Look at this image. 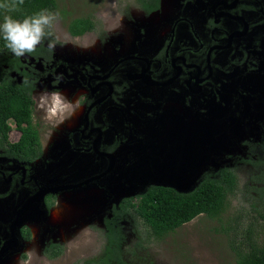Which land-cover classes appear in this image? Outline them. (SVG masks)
Segmentation results:
<instances>
[{"label":"rangeland","instance_id":"obj_1","mask_svg":"<svg viewBox=\"0 0 264 264\" xmlns=\"http://www.w3.org/2000/svg\"><path fill=\"white\" fill-rule=\"evenodd\" d=\"M51 13L57 14L51 30L58 41L53 49V61L48 66L41 61L29 62L35 64L38 71L47 72L34 93L33 120L49 158L41 171L49 169L48 175L56 177L74 170V163L62 170L69 163L68 155L74 153L68 147L58 146L55 140L66 142L70 137L68 126L78 125L83 114L82 99L86 89L84 82L78 79L75 64L90 60L97 63L106 60L111 64L119 54L135 50V43L140 39L145 38L144 44L151 45L155 29L165 27L168 31L170 22L179 15L188 13L195 18L196 7L192 0H163L161 10L147 16L134 0H56V8ZM80 17L92 18L95 28L91 33L73 38L67 26ZM199 30L195 27V31ZM251 41L256 46L250 45L248 40L249 44H240L238 49V56L243 59L247 58L246 53L251 55L249 62L237 61L239 57L236 63L220 61L225 67L233 65L228 74L220 69L224 90L219 89L215 95L208 93L205 102L197 106L194 112L197 123L188 130L181 148L171 151L170 142L153 146V139L160 138L161 129L158 122L150 121L165 112L159 113L156 104L141 99L135 105L139 113H135L145 125L136 126L131 122L129 130L124 131L123 149L127 151L131 145L146 148L149 141L146 151L131 160L128 171V158L122 156L114 171L113 167L106 170L101 185L60 191L47 216L29 214L30 218L22 220L20 226L27 223L31 228L30 242L20 241L15 225L8 224L9 211L2 210L9 203L0 200V264H87L86 260L102 252L106 243L104 218L112 216L113 207L119 204L115 203L122 197L135 196L155 185L187 192L201 177H214L224 167L230 168L237 177V188L225 213L216 219L200 215L159 240L150 236L139 218L129 215L122 223L127 249L125 259L140 264L145 261L236 264L232 246L242 241V232L250 224L262 230L264 244V228L258 219L264 202V182L259 172L264 156V70L260 68H264V40L253 38ZM43 43L47 47V41ZM243 49H246L244 55L240 52ZM250 69H261V72ZM17 77L21 81V76ZM54 82L57 84L53 85ZM57 90L62 95L53 105L47 94ZM78 100V109L73 111ZM143 112H147L144 119ZM140 118L136 119L137 123L141 122ZM134 127L148 133L151 140L138 134L142 132H134ZM11 128L10 137L17 140L18 133L12 124ZM146 159L149 163L144 164ZM83 173L84 179L96 174L92 166H87ZM51 239L64 247L55 259L42 252L43 245ZM137 242L141 243V248L135 246Z\"/></svg>","mask_w":264,"mask_h":264},{"label":"flooded vegetation","instance_id":"obj_2","mask_svg":"<svg viewBox=\"0 0 264 264\" xmlns=\"http://www.w3.org/2000/svg\"><path fill=\"white\" fill-rule=\"evenodd\" d=\"M134 1L144 15L149 16L161 10L163 0H158L159 8L149 14L143 9V4L152 9L156 7L155 0ZM192 3L196 7L197 19L191 18L188 13L179 15L170 22L168 31L165 24L162 26L164 28L155 29L151 45L144 44L145 38L140 39L135 43V50L119 54L111 64L106 60L102 63L90 60L84 64H75L78 79L84 82L86 91L82 99L84 108L80 123L68 126L70 137L66 142L55 140L61 144L58 146L68 147L74 153L68 155L69 163L62 168L64 170L74 163V170L63 176L50 177L49 169L44 173L41 171L49 158L43 149L38 126L33 120L36 107L34 93L40 81L47 77V72L38 71L35 64L29 61H41L44 66H48L53 61L54 50L42 43L35 51L26 53L23 57L16 58L10 51L7 52L14 59H19V62L1 63L4 70L0 69V80L3 77L15 84L30 87L33 104L29 126L36 132L38 140V147L33 152L13 147L21 136V131L14 128L18 133L17 140H13L9 134L8 142L0 144V200L9 203L2 210L9 211L8 224L11 222L15 225L20 241L30 242L32 237L31 228L23 222L20 226L21 221L30 218L29 214L47 216L60 191L101 185V180L106 177V170L113 167L114 171L122 156L128 158V171L131 160L134 161L136 156L146 151L149 141L146 148L131 145L127 151L123 149L124 131H128L132 123L136 126L145 125L137 116L139 110L135 106L141 99L156 104L159 113L162 110L165 112L150 121L158 122L161 129L158 135L160 138L153 139V146L170 142L171 151L176 147L181 148L188 130L197 123L194 114L197 106L205 102L208 93L215 95L219 89L224 90L225 81L220 80V72L223 70L228 74L233 65L225 67L220 61L236 63L240 44L246 46L249 40L250 45L256 46L251 41L253 38L264 40V0H192ZM197 26L199 31H195ZM163 32L167 33L163 35ZM181 33L183 37H180ZM245 50L240 52L244 55ZM246 57L243 59L241 56L237 61L245 63L252 60L247 53ZM260 68L264 70L263 67ZM261 69L250 71L261 72ZM18 75L21 76V81ZM56 84L57 82L53 83ZM72 94L74 95V89ZM79 103L80 100L76 101L73 111L78 109ZM145 115L147 112H143L142 118ZM137 118L141 119L140 123L136 122ZM8 124L15 125L12 118L8 120ZM136 131L142 132L134 127V132ZM138 134L151 140L146 132ZM146 163H149L147 159L144 164ZM87 166H92L96 174L84 179L83 172ZM64 182L74 183L68 185L63 184ZM58 183L61 185H57ZM40 191L44 192L41 199L37 197ZM139 194L122 197L115 204ZM49 202L52 203L51 206L48 205ZM27 231L29 240H25L24 234Z\"/></svg>","mask_w":264,"mask_h":264},{"label":"trees","instance_id":"obj_3","mask_svg":"<svg viewBox=\"0 0 264 264\" xmlns=\"http://www.w3.org/2000/svg\"><path fill=\"white\" fill-rule=\"evenodd\" d=\"M149 9L143 4V9L149 14L159 8ZM56 8V0H0V21L5 15L22 20L26 16H32L42 10L52 12ZM95 28L90 17H80L71 20L67 26L68 33L72 37L82 36L92 32ZM9 50L5 42L0 40V61L19 62L7 54ZM17 58V57H16ZM10 59V60H9ZM0 69L4 70L0 65ZM0 80V144L8 142L11 125L8 120L12 118L16 129L21 131V136L13 147L33 152L38 147L36 132L29 126L32 100L30 87L23 84H15L1 77ZM27 124V126H24ZM260 176L264 182V156L260 160ZM237 188V177L227 167L220 169L214 177L204 175L187 192H180L167 186H150L135 198H125L113 207L112 216L104 218L106 243L102 252L88 260L87 264H140L125 259L127 252L123 221L131 217L139 218L142 224L149 230L150 236L159 240L191 222L200 215L208 218H218L228 208L230 197L234 196ZM51 202L48 205L51 206ZM258 219L264 228V202ZM262 230L255 228L253 224L247 226L242 232V241L232 246L236 264H264V244L261 241ZM25 240L30 235L25 232ZM141 248V243L135 245ZM64 250L60 242L48 240L42 247V252L50 259L59 257ZM132 254H135L131 250ZM143 264H153L145 261Z\"/></svg>","mask_w":264,"mask_h":264},{"label":"clouds","instance_id":"obj_4","mask_svg":"<svg viewBox=\"0 0 264 264\" xmlns=\"http://www.w3.org/2000/svg\"><path fill=\"white\" fill-rule=\"evenodd\" d=\"M56 18L57 14L47 10L26 16L22 20L5 15L0 21V40L5 42L6 48L16 57H23L26 53H32L38 45L45 41H47V47L50 50L54 49L58 41L53 37L51 30ZM61 95L57 90L48 93L47 97L54 105Z\"/></svg>","mask_w":264,"mask_h":264},{"label":"water","instance_id":"obj_5","mask_svg":"<svg viewBox=\"0 0 264 264\" xmlns=\"http://www.w3.org/2000/svg\"><path fill=\"white\" fill-rule=\"evenodd\" d=\"M43 195H44V192L40 191V192L38 193L37 197L41 199Z\"/></svg>","mask_w":264,"mask_h":264}]
</instances>
